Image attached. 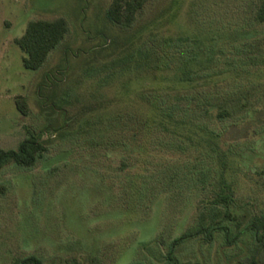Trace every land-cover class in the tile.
I'll list each match as a JSON object with an SVG mask.
<instances>
[{"label": "rangeland", "instance_id": "1", "mask_svg": "<svg viewBox=\"0 0 264 264\" xmlns=\"http://www.w3.org/2000/svg\"><path fill=\"white\" fill-rule=\"evenodd\" d=\"M110 2L0 0V150L16 149L28 132L47 146L32 167L0 170V264L29 255L44 264H170L167 244L195 226L224 161L232 211L242 220L264 211L259 0H148L127 29L108 21ZM57 18L63 39L39 69L24 68L15 39L28 22ZM179 58L192 60L194 81H175ZM166 92L205 96L208 112L175 133L143 132L129 156L108 146L118 115L133 125L130 115L155 110ZM221 105L229 117H217ZM176 255L184 264L264 263L249 233L231 245L222 234L187 240Z\"/></svg>", "mask_w": 264, "mask_h": 264}, {"label": "trees", "instance_id": "2", "mask_svg": "<svg viewBox=\"0 0 264 264\" xmlns=\"http://www.w3.org/2000/svg\"><path fill=\"white\" fill-rule=\"evenodd\" d=\"M147 2L148 0H111L106 11V17L111 23L127 29L132 26ZM255 19L257 22L264 23V0H259ZM66 31V23L62 18L51 20L37 19L28 22L23 35L15 39V43L24 53L22 57L23 67L29 70L39 69L45 63L50 51L63 39ZM153 51L152 49L144 52L149 55ZM157 62L159 60H154V64L156 63L158 69L159 63ZM191 64L192 60L185 61L183 58H179V62L175 65L176 70L173 73L175 81L178 83L194 81V77L197 74L192 69ZM170 66L168 65L163 68ZM151 67L154 69V65H151ZM168 93L166 92L162 101L154 103L155 108H153L155 110L144 115H130L127 121H134L135 126L133 123L130 126L126 122L124 124V117L122 114L118 115L121 126L114 129L116 139L113 141V145L108 144V146L119 147L121 153H128L129 156V153L135 149V145H138L137 141L142 138L141 134L143 132L149 133V131L155 130L175 133L176 130L172 127L176 124H191L192 122L188 118L193 119V116L200 113L202 109L208 112L207 106L209 105V100L205 96L199 99L195 96L191 97L190 94L184 96L177 93L173 94V98H169ZM196 99L199 100L195 103ZM14 104L21 114H27L28 107L24 96H17ZM193 109L194 111L190 113ZM230 115L229 109L223 105L219 107L217 112L218 118L224 119ZM176 116L179 118H176ZM208 140L210 143H215L213 138H209ZM167 145L172 146L173 143L169 142ZM46 150V142L40 136L28 132V135L18 144L16 149L0 150V170L10 163L19 167H32ZM225 169L226 163L224 161L215 195L199 206L195 226L173 237L167 244L165 258L170 264H184L176 255V251L181 243L194 239L200 240L201 243L209 244L220 234L231 245L238 241L245 233H249L253 236L257 245L264 251V211L254 214L246 220H242L240 215L232 211L236 201L235 189L232 182L228 179ZM17 263L44 264L40 258L33 255L26 256ZM67 264L84 263L72 259ZM254 264L264 263L254 261Z\"/></svg>", "mask_w": 264, "mask_h": 264}]
</instances>
